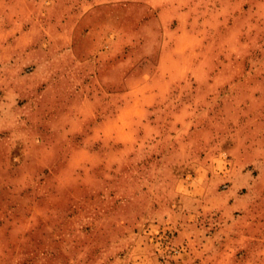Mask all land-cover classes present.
<instances>
[{
    "label": "rangeland",
    "instance_id": "obj_1",
    "mask_svg": "<svg viewBox=\"0 0 264 264\" xmlns=\"http://www.w3.org/2000/svg\"><path fill=\"white\" fill-rule=\"evenodd\" d=\"M0 264H264V0H0Z\"/></svg>",
    "mask_w": 264,
    "mask_h": 264
},
{
    "label": "crops",
    "instance_id": "obj_2",
    "mask_svg": "<svg viewBox=\"0 0 264 264\" xmlns=\"http://www.w3.org/2000/svg\"><path fill=\"white\" fill-rule=\"evenodd\" d=\"M116 44H117L116 45L117 48H121V47L125 48L123 41L121 42L118 41ZM126 46L128 49L127 50L124 49V51L120 55L118 54L113 55V52L109 53V52L101 51V52H97L94 54H87L85 56H80L81 57L80 61L82 63H88L90 61L94 63L93 67L88 69V71L92 73L93 75L86 72V76L90 77L91 79H94L95 77L100 79L102 84L105 86V88L110 90L109 89L110 84L109 82H106L108 79L106 76L112 72V67L114 64H116L117 62L121 60L123 61L127 60V61H130L129 66L134 67V71L137 70V67L142 65L141 61L138 59L142 57L143 53L139 52L136 49L137 47H135L136 44H134L133 46L132 42L131 43L128 42ZM145 55H146L145 59H147V56H150V57L158 56L159 58V56H161V52L159 51V47H158L157 51L153 50L152 52H149ZM158 68H159V62L157 61L156 65H154L153 71H156Z\"/></svg>",
    "mask_w": 264,
    "mask_h": 264
}]
</instances>
